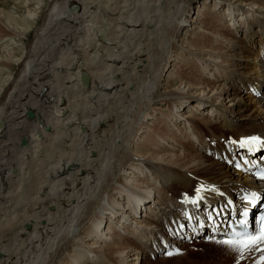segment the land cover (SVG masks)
Here are the masks:
<instances>
[{"label": "bare ground", "instance_id": "obj_1", "mask_svg": "<svg viewBox=\"0 0 264 264\" xmlns=\"http://www.w3.org/2000/svg\"><path fill=\"white\" fill-rule=\"evenodd\" d=\"M15 2L2 38L28 30L0 64V264H163L198 241L186 216L257 188L234 162L264 144L232 141L264 138V0ZM236 256L264 264V243Z\"/></svg>", "mask_w": 264, "mask_h": 264}, {"label": "rangeland", "instance_id": "obj_2", "mask_svg": "<svg viewBox=\"0 0 264 264\" xmlns=\"http://www.w3.org/2000/svg\"><path fill=\"white\" fill-rule=\"evenodd\" d=\"M49 3H51V1ZM44 4L45 3H43V5ZM51 5H52V3L49 6H51ZM49 6H48L47 10L50 8ZM232 8L235 9V10L244 12L243 7L241 5H238L237 3L232 5ZM192 9H191L190 12H192V14L194 15V13L197 12V6H193ZM209 9H211V6H210ZM0 10H4L5 13L7 12L6 14L15 15L17 17H21V15H25V13H26V10H25V7H23V4L20 5V4L16 3L15 0H0ZM13 12H15V13H13ZM45 12H46V10H45ZM16 14H18V15H16ZM43 14H44V12H41L39 14V17L41 18V15L43 16ZM2 20L4 21V19H2ZM17 20H19V19H17ZM30 25H31V28H33L34 26L37 25V23L36 24H32L31 23ZM16 28L14 27V29H16ZM23 30L18 28L16 30L12 31V29H11L10 32L13 33L15 31L14 32L15 35L13 36V34H10V32L7 31L6 34L7 35L10 34L9 35L10 37H6V38H2L4 36L3 35L4 33H0V36H1L0 40H2V41H0V54L2 52V54H1L2 58H1V55H0V64H1V61H3L5 58H7V56L11 57V58L13 57L14 58V59L12 58L13 61L14 60L16 61L20 57V55L22 53V50H23V46H22V43L20 44V42H19V40H21V39H19V37L16 34L20 33V31L21 32H27L28 29H26L24 31ZM9 40L14 41V43H11V41L9 42ZM11 44H13L14 46H11ZM7 47L8 48L15 47V48H17V50L13 51L12 54L9 55V52L6 53V51L8 49ZM15 61L13 63H11L12 65H10V66L14 67L13 64L15 63ZM8 70L9 71H7V72H11L12 73V71H10V70H12L11 68L8 69ZM7 72H6V74H7ZM6 74H5V71L2 72L1 69H0V80H1L0 83H2L0 85V88L4 87L6 85V82H7L8 78L10 77L9 75L6 76ZM13 75H15V73ZM12 77H14V76H12ZM254 97L255 96L252 95V98H254ZM210 242L211 241L202 240V241H199V242H194L193 244H188L190 246H188L186 248V251L183 254H179L178 256H174L173 257V256H169V255H167V253H165V254H163L161 256V257H163L162 259H160L161 261L160 260L159 261L160 262L163 261V264H234V263L238 264V261H236L238 259L237 256H236L239 253L238 251L231 249L233 254H228L226 252V250L222 251V249L218 248V246H212V245L209 246ZM205 243H207V244H205ZM234 257H235L236 260L233 259ZM232 261H233V263H232ZM256 263H257V261H255L253 263L249 262V264H256Z\"/></svg>", "mask_w": 264, "mask_h": 264}, {"label": "snow or ice", "instance_id": "obj_3", "mask_svg": "<svg viewBox=\"0 0 264 264\" xmlns=\"http://www.w3.org/2000/svg\"><path fill=\"white\" fill-rule=\"evenodd\" d=\"M232 143L238 144L241 148H254L256 145H262L264 144V138H261L258 135H252L248 137L241 138L239 141H232ZM239 167V165H237ZM261 179H264V174L261 175ZM203 191V188H197L196 189V195L198 199H191V203L196 204L199 202L200 199H203V197L200 195ZM242 227H246L245 221L239 222ZM217 243L221 245H225L233 250L243 252L244 250H247L254 245L262 244L264 243V226L261 227L260 232L258 235H251L247 232H235L233 231L231 236L227 239L217 241ZM167 255L171 256L173 255L172 252H168Z\"/></svg>", "mask_w": 264, "mask_h": 264}, {"label": "water", "instance_id": "obj_4", "mask_svg": "<svg viewBox=\"0 0 264 264\" xmlns=\"http://www.w3.org/2000/svg\"><path fill=\"white\" fill-rule=\"evenodd\" d=\"M82 81H83L85 84H87V83L89 82V77H88L87 74H83V76H82ZM27 117H28L29 119H34V118H35V114H34V112H32V111L28 112V116H27ZM26 144H27V138L24 137V138L22 139V146H26Z\"/></svg>", "mask_w": 264, "mask_h": 264}]
</instances>
